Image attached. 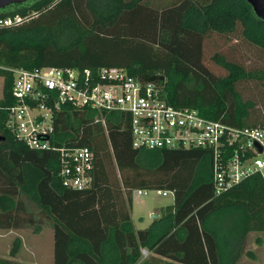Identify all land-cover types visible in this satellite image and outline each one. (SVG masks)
<instances>
[{"label": "trees", "instance_id": "obj_1", "mask_svg": "<svg viewBox=\"0 0 264 264\" xmlns=\"http://www.w3.org/2000/svg\"><path fill=\"white\" fill-rule=\"evenodd\" d=\"M13 16L18 21L0 25V105L12 103L13 68L120 67L131 76H161L155 84L174 107L230 126L264 129V112L235 89L239 81L263 80L264 74L217 47L209 59L224 75L202 61L203 42L212 35L238 36L264 52V21L245 0H172L161 7L147 0H28L0 9V17ZM50 140L92 151L89 187H64L54 151L29 149L0 124V229L30 225L37 233L43 220L49 222L51 264H136L142 248L151 256L140 264L253 259L251 247L260 240L255 237L249 247L246 237L264 232L259 175L215 193L208 150L132 148L129 116L118 111L61 106ZM139 188L169 191L172 201L160 207L157 219L134 230L129 209ZM19 246L13 238L0 264H24L13 259Z\"/></svg>", "mask_w": 264, "mask_h": 264}, {"label": "built area", "instance_id": "obj_2", "mask_svg": "<svg viewBox=\"0 0 264 264\" xmlns=\"http://www.w3.org/2000/svg\"><path fill=\"white\" fill-rule=\"evenodd\" d=\"M15 21L17 16L0 17V25ZM11 72L12 103L0 105V124L29 149L54 151L59 162L56 173L64 187H89L94 159L86 146L51 143L54 120L64 105L127 114L132 148L208 150L215 193L248 175L264 179V129L230 126L202 117L195 109L174 107L155 82L128 75L123 68L100 67L92 72L45 66ZM134 192L146 195L148 189ZM155 192L170 195L166 190Z\"/></svg>", "mask_w": 264, "mask_h": 264}, {"label": "rangeland", "instance_id": "obj_3", "mask_svg": "<svg viewBox=\"0 0 264 264\" xmlns=\"http://www.w3.org/2000/svg\"><path fill=\"white\" fill-rule=\"evenodd\" d=\"M149 5L161 7L167 5L172 0H147ZM12 9V8H9ZM220 48L222 52L227 53L236 62L242 64L246 69L259 71L264 74V52L257 46L246 42L243 38L235 36V38L226 39L223 36L212 35L210 39H206L202 45V61L210 72L216 75H224L225 70L214 65L209 59V55L213 50ZM2 79L0 77V88ZM236 91L243 98H250L254 101V108L262 114L264 112V79L263 80H241L235 84ZM109 160V170L114 180L118 182V174L114 167L111 157ZM26 207L33 212L36 211L35 205L26 197L21 196ZM172 201L171 195L162 196L157 194L155 190L148 189L146 195H137L134 191L131 193V210L130 218L134 229L147 226L153 219L159 217V208ZM152 214L156 216L152 218ZM162 227V226H161ZM158 225V230L161 228ZM161 230V229H160ZM18 237L20 240L19 249L14 256V260L24 264H51V241L52 234L50 224L43 220L40 230L33 232L32 226L27 225L20 229L4 230L0 229V257L8 258L7 249L13 238ZM258 237L260 242L258 245L251 247L253 239ZM246 246L253 248V259L242 256L236 264H264V232H250L246 237ZM143 249V248H142ZM140 256L143 259L150 258V253L144 249ZM162 259L156 264H165Z\"/></svg>", "mask_w": 264, "mask_h": 264}, {"label": "water", "instance_id": "obj_4", "mask_svg": "<svg viewBox=\"0 0 264 264\" xmlns=\"http://www.w3.org/2000/svg\"><path fill=\"white\" fill-rule=\"evenodd\" d=\"M28 0H0V9L5 8L6 6L10 4H19L23 3ZM250 8L254 16L259 21H264V0H245ZM137 77L141 79L142 81H150V82H156L157 79L162 78L158 75H148V74H138ZM156 215L152 214V218H154Z\"/></svg>", "mask_w": 264, "mask_h": 264}, {"label": "crops", "instance_id": "obj_5", "mask_svg": "<svg viewBox=\"0 0 264 264\" xmlns=\"http://www.w3.org/2000/svg\"><path fill=\"white\" fill-rule=\"evenodd\" d=\"M130 210H131V207H130V209H129V216H130ZM158 213H160V208H159V211H158ZM131 219V218H130ZM149 225V224H148ZM146 227V226H145ZM133 228V227H132ZM144 228V227H143ZM134 229V228H133ZM138 229H141V228H138ZM51 230V229H50ZM134 230H137V229H134ZM52 234V233H51ZM51 257H52V241H51ZM142 260H144L143 258H142V256H140V258H139V260H138V262L136 263V264H140L141 262H142Z\"/></svg>", "mask_w": 264, "mask_h": 264}]
</instances>
